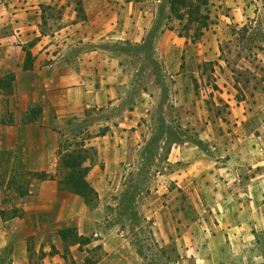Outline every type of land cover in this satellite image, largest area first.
Returning a JSON list of instances; mask_svg holds the SVG:
<instances>
[{
    "label": "crops",
    "instance_id": "1",
    "mask_svg": "<svg viewBox=\"0 0 264 264\" xmlns=\"http://www.w3.org/2000/svg\"><path fill=\"white\" fill-rule=\"evenodd\" d=\"M58 1L64 2L0 0V157L8 156L11 170L20 160L31 173L47 174L31 181L25 197L9 181L0 186V264H35L33 252L42 253L39 264H66L72 258L84 264L88 254L80 248L90 245L101 248V256L86 264H142L123 230L111 223L104 226L105 208L117 202L127 177L136 174V159L151 144L144 122L153 115L157 100L145 83L153 68L147 48L154 44L156 55L160 41L169 46L168 39L174 38L177 53L184 40L167 26L171 0H83V20L75 21L74 13L71 24L43 35L35 10ZM175 61L163 71L181 86L187 77ZM9 78L12 91L2 105L3 81ZM164 83L160 88L168 92ZM168 101L166 97L164 103ZM94 128L103 129L94 134ZM85 133L78 143L89 151L86 179L98 193L95 207L60 185L61 138L81 139ZM189 150L193 147L178 146L179 159L183 161ZM174 183L179 190L183 180ZM69 228L75 233L73 242L60 233ZM242 228H195L205 239L192 242L193 264H223L224 249L228 252L234 244L228 241L229 233ZM211 231L217 235H207ZM91 236L98 239L77 240Z\"/></svg>",
    "mask_w": 264,
    "mask_h": 264
},
{
    "label": "rangeland",
    "instance_id": "2",
    "mask_svg": "<svg viewBox=\"0 0 264 264\" xmlns=\"http://www.w3.org/2000/svg\"><path fill=\"white\" fill-rule=\"evenodd\" d=\"M209 2L213 25L199 41L181 37L184 45L177 53L174 38L168 39L169 46L160 41L156 55L154 44L148 46L153 68L143 81L157 100L153 115L144 122L152 136L151 144L136 159V174L127 177L117 202L105 208L104 226L111 223L121 228L142 264L180 260L193 264L192 242L205 239V234H197L199 231L194 229L220 224L243 227L229 233L228 241L234 244L228 252L224 249V261L220 263L264 264V0ZM48 6L42 4L35 10L43 35H53L71 24L74 13L75 21H81L75 0ZM172 26L180 28V21L174 18ZM174 58L183 65L187 77L181 86L163 71V67L176 63ZM9 79L3 81L6 89L2 105L12 91ZM163 79L168 92L160 88ZM166 97L168 104L164 103ZM102 129L94 128L92 132ZM87 134L81 139L62 137V154L77 150L75 143ZM178 146L193 147L183 161L176 151ZM169 153L172 161L168 160ZM0 159V186L9 181L17 193L27 195L31 181L39 178L20 160L11 170L8 156ZM59 166L64 180L69 171ZM181 178L183 183L176 190L174 182ZM60 233L67 240L75 239L71 228ZM200 235L198 240L196 236ZM93 239L98 238L77 240L87 243ZM93 246L80 248L87 251L85 261L90 263L101 256V248ZM32 254L33 262L39 264L42 253ZM78 262L83 264L82 259ZM66 264H75L73 258Z\"/></svg>",
    "mask_w": 264,
    "mask_h": 264
},
{
    "label": "trees",
    "instance_id": "3",
    "mask_svg": "<svg viewBox=\"0 0 264 264\" xmlns=\"http://www.w3.org/2000/svg\"><path fill=\"white\" fill-rule=\"evenodd\" d=\"M210 0H171L168 27L177 31L180 37L191 39L194 43L199 41L204 32L213 25V20L208 10ZM78 19H84L83 0H75ZM51 8V6H48ZM182 11L185 13L182 14ZM185 14V15H184ZM180 21V28L172 26L173 19ZM43 33V32H42ZM44 34V33H43ZM32 60V54L28 52L27 62ZM69 143V142H67ZM77 150L62 154V146H59V164L69 171V174L60 182L63 190H68L84 198L87 205L94 207L98 204V193L88 183L86 175L88 168L85 166L89 151L84 149L83 143H75ZM37 178L47 177V174H34ZM22 193V196L24 197ZM64 237V233L62 234Z\"/></svg>",
    "mask_w": 264,
    "mask_h": 264
}]
</instances>
